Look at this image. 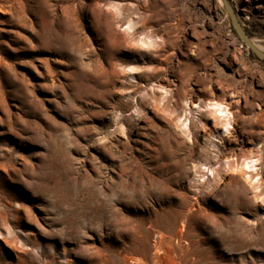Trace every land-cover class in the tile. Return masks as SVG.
Instances as JSON below:
<instances>
[{
  "label": "rangeland",
  "instance_id": "rangeland-1",
  "mask_svg": "<svg viewBox=\"0 0 264 264\" xmlns=\"http://www.w3.org/2000/svg\"><path fill=\"white\" fill-rule=\"evenodd\" d=\"M0 264H264V60L223 0H0Z\"/></svg>",
  "mask_w": 264,
  "mask_h": 264
},
{
  "label": "water",
  "instance_id": "water-1",
  "mask_svg": "<svg viewBox=\"0 0 264 264\" xmlns=\"http://www.w3.org/2000/svg\"><path fill=\"white\" fill-rule=\"evenodd\" d=\"M226 9L228 10L233 25L241 37V39L253 50V52L260 58L264 60V51L260 50L254 43L251 41L250 37L248 36L247 32L244 30L242 24L240 23L237 14L235 13L231 3L229 0H223Z\"/></svg>",
  "mask_w": 264,
  "mask_h": 264
},
{
  "label": "bare ground",
  "instance_id": "bare-ground-1",
  "mask_svg": "<svg viewBox=\"0 0 264 264\" xmlns=\"http://www.w3.org/2000/svg\"><path fill=\"white\" fill-rule=\"evenodd\" d=\"M251 39V41L254 43V45H256L260 50H262V51H264V46L261 44V43H259L256 39H254V38H250Z\"/></svg>",
  "mask_w": 264,
  "mask_h": 264
},
{
  "label": "trees",
  "instance_id": "trees-1",
  "mask_svg": "<svg viewBox=\"0 0 264 264\" xmlns=\"http://www.w3.org/2000/svg\"><path fill=\"white\" fill-rule=\"evenodd\" d=\"M255 57L259 58L256 54H255Z\"/></svg>",
  "mask_w": 264,
  "mask_h": 264
}]
</instances>
